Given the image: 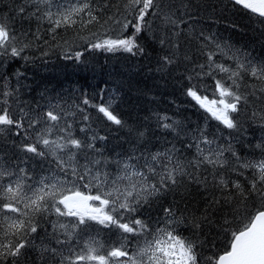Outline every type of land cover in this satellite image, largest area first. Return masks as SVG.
<instances>
[{
  "label": "snow or ice",
  "instance_id": "1",
  "mask_svg": "<svg viewBox=\"0 0 264 264\" xmlns=\"http://www.w3.org/2000/svg\"><path fill=\"white\" fill-rule=\"evenodd\" d=\"M174 2L175 0H123L121 12L118 0L113 5L116 12L101 23V17L97 13L103 9L94 8V0H77L73 6L56 13L51 10L52 0H20L19 6L11 9L13 14L10 17H0V67H3L5 58L19 57L27 61L29 57L22 54L32 47L33 39H40L39 28L32 33L30 39L29 31H24L22 24L19 29L15 26L17 20H46L53 25L50 29L52 32L62 25L70 27L78 22L81 27L97 23L103 28L111 21L120 25L121 35L116 39L93 43L92 47L142 54L145 49L139 42L144 38L141 34L147 32L152 35L157 31L152 28V19H159V36L152 38L161 46L162 51H168L159 57L157 71H167L169 66L180 59L181 44L178 38L183 31L181 25L187 23L185 19L176 16ZM232 3L261 18L264 23V0H232ZM181 6L187 7L183 3ZM104 7H108L107 0ZM82 14L88 17L86 21ZM124 32H129L127 37L122 35ZM200 37H203V33H200ZM204 39L212 41L210 36ZM201 47L204 49L206 63L197 65L201 71L196 75L213 79V98L200 94L195 85L189 87L186 94L219 124L233 132L243 131L240 114L247 112L251 125L259 127L262 133L258 143L249 141L244 144L239 137L234 138L241 148L249 149L247 152L238 150L231 141L221 144L215 138L209 139L205 131L200 129L191 136L195 143L186 145L188 148L195 147L196 154L192 159L177 156L179 149L173 144L164 152L150 154V159L144 157L143 167L146 170H142L132 163L139 159L134 155L123 160L105 157L103 150L96 145V141L105 140V136L93 134L84 139L77 138L72 125L67 122V116L74 113L65 112L58 105L49 104L47 110L37 112L35 109L26 110L27 105L19 107L18 104L19 114L14 119L9 111L8 98L18 99L19 89L9 87L5 79L4 90L0 91V105H4L0 107V126L22 129L27 124L28 128L34 129V140L23 143L21 150L41 158L46 154L55 157L57 168L64 173V178L54 173L29 184L27 181L31 177L26 169L14 171L0 164V212L4 213L3 220L7 222L3 225V231L5 237H13L6 243H0V264H5L9 257L12 258L10 264H26L30 249L39 252L40 260L44 259L45 253L51 254L53 258L60 256L57 264H264V60L253 62L247 53H234L229 57L234 61V66H226L215 59L216 50L228 56L220 44H215L216 50H207L208 44ZM80 55L77 53L76 58L79 59ZM184 59L190 58L184 55ZM220 74L225 75L217 79ZM245 75L254 78L258 85H246L249 90L241 92L240 82ZM188 79L191 80L192 77L189 76ZM257 101L259 107L249 111L250 106ZM82 103L95 107L114 125L127 127L126 122L112 110L111 102L96 105L83 99ZM75 107L83 111L79 105ZM84 119L87 120L88 117L84 116ZM169 119L167 116L158 117V127L179 137L183 129L178 121L168 122ZM54 128L62 134L50 138ZM4 130L0 127V132ZM80 131L84 132L85 129L81 128ZM136 135L143 138L145 133L138 131ZM229 136H232L231 132ZM109 164L115 165V172L108 170ZM233 174L236 179H232ZM5 177L9 178L6 183ZM12 177L15 179H11ZM241 178L244 183L240 182ZM186 181L197 185L198 191L201 188L204 190L203 211L199 215L192 213L187 218L188 226L193 229L196 239L182 238L176 234L175 226L184 224L186 217L183 214L177 215L174 208H168L166 227L157 229L153 239L146 241L145 246L136 253L130 254L123 244L111 248L106 254L100 253L95 241L86 244L82 252H76L71 246L81 225H87L89 221L105 227L115 226L124 233L134 235L149 232L148 225L140 219L122 222L124 214L135 213L138 206L166 192L176 191ZM81 186L87 190V194L80 190ZM93 189L96 190L95 194ZM249 199L257 200L259 204L241 216L240 206H246ZM92 202H98V206ZM225 206H230L232 214L231 220L227 215L222 216L220 225L221 230L228 234L226 247L222 252L204 257L198 250L204 245V241L199 239V232L202 226L214 224L212 214L222 211ZM7 213L19 215L12 218ZM53 213L57 217H75V221L70 224L59 220L52 223L51 240L46 245L45 238L31 235L38 231V224L34 220L37 216ZM235 221H239V226L233 228ZM36 239L41 241L39 246L36 245ZM53 242L60 247L50 246ZM65 248L68 250L67 255L63 251Z\"/></svg>",
  "mask_w": 264,
  "mask_h": 264
},
{
  "label": "trees",
  "instance_id": "2",
  "mask_svg": "<svg viewBox=\"0 0 264 264\" xmlns=\"http://www.w3.org/2000/svg\"><path fill=\"white\" fill-rule=\"evenodd\" d=\"M122 2L123 0H119L121 12H123ZM19 3L20 0H0V17H10L13 14L11 9L18 7ZM76 3L77 0H52L51 10L56 13ZM104 3L105 0H94L93 3L94 8L103 9L102 12L97 13L101 17V23L116 12L113 5H116L118 0H107V8L104 7ZM182 3L187 7H182ZM174 8L176 16L185 19L187 23L181 25L183 31L178 38L181 44L180 59L169 66L167 71H157L159 57L168 51L167 49L162 51L161 46L152 38L159 36V19H152V28L157 31L152 35L147 32L141 34L144 38L139 42L145 49L142 54L123 50L106 51L92 47L93 43L104 40L101 38L109 39L121 35L120 25L113 24L111 21L103 28L97 23L81 27L78 22L70 27L62 25L52 32L50 29L53 25L46 20L37 21L35 18L17 20L15 26L19 29L22 24L23 30L29 31L30 39H32V33L39 28L40 39H33L32 47L22 54L29 57L27 61L19 57L5 58L3 67H0V91L4 90L5 79L9 87L19 89L18 99L8 98L10 114L14 119L16 118L19 114L18 104L19 107L27 105L26 110L35 109L37 112L47 110L49 104L58 105L65 112L74 113L67 116V122L72 125L77 138L84 139L93 134L105 136V140L96 141L97 147L103 150L105 157L110 160H123L129 155H134L139 159L133 160L132 163L142 170H146L143 167L144 157L150 159V154L164 152L173 144L179 149L177 156L181 159H192L196 154L195 147L188 148L186 145L195 143L191 136L200 129L205 131L209 139L215 138L221 144L231 141L238 150L247 152L249 149L241 148L234 138L239 137L244 144L249 141L258 143L260 138L256 132L262 135L259 127L251 125L247 112L240 114L243 131L233 132L219 124L186 92L189 87L195 85L200 94L207 95L209 99L213 98L215 90L213 79L209 76L196 75L201 71L197 65L206 63L204 49L201 47L203 44H208L207 50H216L215 44H220L228 56L216 50L215 59L226 66H234V61L229 58L234 53L237 55L242 52L247 53L253 62L264 60V23L258 17L235 6L230 0H175ZM82 15L86 21L88 17L86 14ZM76 19L79 21V18ZM105 29L111 30L105 31ZM129 32H124L122 35L127 37ZM200 33H203V37H200ZM209 36L215 43L204 39ZM45 52L47 55H44ZM77 53L81 54L79 59L76 58ZM184 55L190 59L185 60ZM11 61L13 65H7ZM223 75L225 74L218 75L217 79ZM189 76L192 77L191 80L188 79ZM240 83L241 92L249 90L246 85H258L254 78L247 75ZM83 99H88L90 104L96 105L111 102L112 110L126 122L127 127H120L107 121L95 107L84 105ZM37 105L40 107L38 108ZM76 105H79L83 111L78 110ZM3 106L0 105V107ZM258 107L259 101L251 105L249 111ZM84 116L88 119L85 120ZM162 116L169 117L168 122L173 120L179 122L180 128L183 129L179 137L175 133L158 127V117ZM63 123L62 121L61 124ZM0 127L5 129L0 132V164L14 171H18L19 168L26 169L31 177L27 181L29 184L33 183L32 178L47 177L54 173L64 178V173L57 168L55 157L46 154L41 158L21 150L23 143L34 140V129L28 128L27 124L22 129L15 126ZM81 128L85 131L81 132ZM138 131L145 133L143 138L136 135ZM17 132L20 134L17 135ZM60 134L62 133H58L54 128L50 138H56ZM201 147L205 146L201 145ZM108 170L115 172V165L109 164ZM236 178L233 174L232 179ZM8 180V177L4 178L5 183ZM240 182L244 183L243 178ZM197 189V185L186 181L176 191L166 192L138 206L135 213L124 214L122 222L140 219L148 225L151 234L149 232L140 235L124 233L115 226L105 227L95 221H89L87 225H81L71 246L76 252H82L86 244L95 241L100 253L106 254L111 248L123 244L127 251L133 254L134 251H139L143 247L145 241L153 239L157 229L166 227L168 219L166 209L168 208H174L177 215L183 214L186 217L184 224L175 226L176 234L182 238L196 239L193 229L188 226L187 218H190L192 213L199 215L203 211L204 190ZM80 190L87 192L82 186ZM92 191L95 194L96 190ZM216 194L219 195V193ZM258 204L259 201L249 199L246 206H240V215L246 214V211ZM3 215L4 213L0 212V243L13 239V237L4 236L3 225L7 222L3 220ZM7 215L16 218L19 214L7 213ZM224 215L232 219L230 206H225L222 211L212 214L211 219L214 224L202 226L199 239L204 241V245L198 249L202 256L207 257L225 249L228 234L220 228ZM57 220L70 224L75 221V217H57L54 213L37 216L34 222L38 224V231L31 234L32 237L45 238L44 244H49L52 223ZM45 225L50 227L49 231ZM238 226L239 221L232 224L233 228ZM40 242V239H36L37 246ZM50 246L60 247L54 242ZM63 251L65 255L68 254L67 248ZM39 257L40 254L36 249H30L26 264H57L61 258L60 256L53 258L49 253H45L43 260ZM11 259L9 257L5 264H10Z\"/></svg>",
  "mask_w": 264,
  "mask_h": 264
},
{
  "label": "bare ground",
  "instance_id": "3",
  "mask_svg": "<svg viewBox=\"0 0 264 264\" xmlns=\"http://www.w3.org/2000/svg\"><path fill=\"white\" fill-rule=\"evenodd\" d=\"M27 20V19H26ZM119 37V35L118 36H115V37H113V38H111V39H116V38H118ZM7 65H10V66H12L13 65V63H12V61L10 62V63H8ZM69 65V64H68ZM61 176H63L62 174H61ZM41 178V177H40ZM39 177H36V178H32V180L33 181H38L39 179H40ZM9 179V178H8ZM11 179H15V177H12ZM69 179H71V178H69ZM69 187H71V185L69 184L68 185ZM45 226H47V225H45ZM47 228H49V226H47Z\"/></svg>",
  "mask_w": 264,
  "mask_h": 264
},
{
  "label": "rangeland",
  "instance_id": "4",
  "mask_svg": "<svg viewBox=\"0 0 264 264\" xmlns=\"http://www.w3.org/2000/svg\"><path fill=\"white\" fill-rule=\"evenodd\" d=\"M101 39H104L105 40V38H101ZM256 135L259 137V138H261V134L260 133H257L256 132ZM50 228V227H49ZM49 228H47V230L49 231Z\"/></svg>",
  "mask_w": 264,
  "mask_h": 264
}]
</instances>
